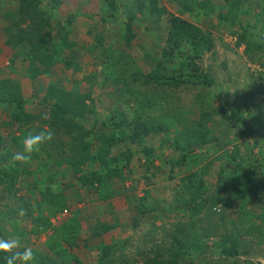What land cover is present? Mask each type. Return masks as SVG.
I'll return each mask as SVG.
<instances>
[{
    "label": "trees",
    "instance_id": "obj_1",
    "mask_svg": "<svg viewBox=\"0 0 264 264\" xmlns=\"http://www.w3.org/2000/svg\"><path fill=\"white\" fill-rule=\"evenodd\" d=\"M61 1L62 0H47L49 6L53 9L56 8ZM130 1L131 9L125 19L123 15L120 16V14H122L120 13V8H122L120 5L121 0H102L98 11V19H95V14H86L87 16H90L95 25H98V22L100 21L102 23H117L119 29L120 27L122 28L120 33L125 44H128L134 37L132 31L133 24H138L139 21L146 20L148 15L151 14H154L158 19L161 15L166 14V34L159 56L154 59V65L149 73L144 74L139 70H136L132 73V79L130 82L127 80L125 81L122 78L125 75L121 76L119 74V72L121 74L125 72L126 68H124V65H127V62L122 65L123 67H120L119 71L118 69L113 70V79L109 74L110 71L107 70L109 65L105 66L104 64L105 67L100 68V71H96L97 69H91L90 72H86L87 74L85 73L83 77L84 81L91 89L99 81L98 74L102 75L101 81L104 83L108 80L117 81L121 78L122 83L119 85V88L121 89H123L124 83L125 86L129 87L130 83L136 84L139 82L144 85L155 84L158 87H170L173 89H178L185 85H200L206 87L212 85L214 77L201 67L198 59L203 52L210 51L215 46L213 34L209 30L204 31L199 25L195 24L194 21L182 16L186 11L192 13L193 11H191V9L195 6L197 11L195 9L194 15H196L197 18H208L216 12L218 23L227 26V33L235 38V47L238 48L243 45L244 54L248 58L251 59L257 56V52L262 53L264 56V0H223L224 5L222 4L220 7L217 6L218 9L215 7V4H213V0H174L180 5V7L177 8V13L167 11L166 8L162 6L160 7L158 5V0ZM168 1L171 2L172 0ZM18 2V9L15 13H13V11L8 13V18L11 19V24L13 25L6 28V42L13 48L16 44L23 42L27 45L26 59L28 60V65L25 69V75L27 78L35 80L39 76L49 74L55 63H61L67 68L78 71L83 66L76 60L79 48L88 51H94L96 49L99 56L98 58H100L103 63H113L110 59L116 56V54H121L123 57L122 51L115 50L112 45L106 46L99 33L95 35L90 44L85 42L78 43L70 40L68 38L70 32L68 25L72 24L73 15L66 18L64 22L65 25H67L66 27H62L64 23L61 24L60 29L62 30H60L58 34L59 39L57 40L51 35L49 30L52 28L50 20L52 16H54V12L44 6L43 0H18ZM246 3H248V5H245ZM126 5L128 4L126 3ZM223 9L226 10V13ZM250 19H253V21L251 22ZM22 23H25L24 27L21 26ZM213 27L216 28V26ZM66 51L71 54L69 57H64L63 53H66ZM176 57L181 58L179 67L170 68L168 62L174 60ZM10 61L11 67H13L16 60L11 59ZM260 64L264 67V61ZM256 74H258L260 78H264V72L262 70H256ZM215 94L218 95L221 94V92H211L212 99L217 97ZM136 98L140 99H136L137 103H135V107L133 106L134 110L132 117H129L122 111L114 109L112 115H107L101 119V117L99 118L97 116L95 97H93L90 90L85 92H79L74 89L65 90L60 87L58 83L50 82L47 85L45 94L40 98L41 100H33V98L24 95L20 80H14L10 77L0 78V108L7 111V119L4 120L3 124L11 126L15 123H19V126L17 127L19 132L17 134L14 133L11 136L12 146L3 152V154H0V180H3L6 183V190L9 192V195L14 194V192L19 189L16 183L20 181V172L33 174L34 172H39L41 167H45L49 170L44 177L45 179L47 178L48 181L43 179L42 183H39L34 180L32 183H29L27 187H31L34 193L36 190H39L41 201H37V208H42L46 203L49 215H54L63 208V202L60 200L61 192H53L50 188L52 187V184L55 183V177L61 174L59 171H55L53 168L51 169L49 167L51 165L50 162L39 161L37 163V168L31 170L26 164L22 165L20 162L14 161L12 159L13 157H11L15 154L13 153V149H17L19 152L22 151V141L28 131H40L46 129L43 126V124L46 123H48L50 129H52L54 133L61 131L63 132L61 134L69 135V142L67 144L60 139L55 141V137L48 142L51 143V146L56 145V148L61 150L62 153H66L63 155V158L55 160L56 163L61 164L64 162L69 164L73 167L75 175V181L68 182L67 184H64V182H57V187H71L75 185L102 187L103 185L108 186L106 182L107 180L114 181L115 178L124 179L123 172H125V169L129 173L133 170L130 168V163L134 153V150L126 145V142L128 141L129 144L131 141L138 140L141 145V153L145 156L147 155L146 157L149 158V154L151 155L154 146L152 145V148H146L144 147L143 141L151 132L152 134H161V141L158 142V146L160 147L166 143L170 134L174 135V133H177L178 135L174 136V139L172 140V146H175V150L177 151H190V149L184 150L179 147L178 142L181 138L187 137V133L184 132L186 135L183 133L181 134L178 133L177 130H173L174 133L171 132L173 129L172 125H174L173 121L169 122L165 120L167 123L160 125L163 117L161 116V119L158 118L157 121L151 113L152 107H149L146 102L141 101L140 94H137ZM211 100L205 99L204 96L205 102H201V105H206L207 103H210ZM41 102L48 105L50 104L48 112L36 113L27 108L29 103L34 106ZM262 103L260 106L261 115L263 116L264 103ZM214 109L215 110L211 111L212 109L206 106V109L201 116L203 117L201 120L204 121V124H206L205 121L208 122L214 114H219L221 117H225L226 121H228L232 127L236 128L239 134L244 137L249 138L253 131H258V128H263L264 119L262 116L260 119L257 117L253 119V121L258 119L259 124H257V126V122L254 124L253 121L252 123H249V125L244 123L246 128L242 126L241 123L244 122L243 118L245 117L242 111H239V105L235 115L231 110L230 113H227L224 107L223 110H219L218 107L217 109ZM44 113L49 114L50 118L48 120L43 119ZM146 114H148L147 117H144ZM88 115L94 116L93 121L91 122V127L86 125ZM191 122L194 124L193 121ZM97 123H100L102 130L93 129ZM204 124L202 126H204ZM155 126H158L160 129ZM170 126L172 127L170 128ZM145 127L147 129H145ZM204 132L205 129L203 131L198 130L197 133L199 134V138H195V136L192 140L186 139L188 146L194 144L205 146L210 139L208 137L203 138ZM249 139L251 140V138ZM255 140L257 142L259 141L257 138H255ZM1 142L2 137L0 135V146L2 144ZM95 142H97V144ZM118 145H121V150L115 152V146ZM247 146H250L248 149L249 156L243 161L239 160L237 162L239 155H237L235 159V152L228 155L236 163L235 166L238 169L239 167L249 165L254 168L256 166L255 163L257 162L260 166L261 161L255 159V156L250 153L251 148L256 146L255 143H249ZM46 150V146L43 145L41 151L44 152ZM236 151L239 153V148H236ZM34 154L35 155L32 156L36 157L37 153ZM4 159L7 161L6 163H4ZM201 170L203 174L207 171V169ZM203 177L205 176L198 179V177L190 175L188 179L194 186L180 188V195L181 193L186 195L184 196V204L176 207L175 205L178 203L179 198L175 196L173 200L174 204H170L168 208L165 207V210L162 211L163 213L169 211H175V213L182 212L187 214L190 222L186 223L184 220L185 222H181L172 229H168L162 225L157 227L152 223L151 226L150 224L151 228L148 230V234L150 235L149 238H152L153 234L156 232L158 237L161 235L162 237L160 238H163L166 243L170 242L171 245V247H167L168 258L165 261L161 260V258L158 259L159 263L176 264L175 262L179 257L187 256L185 255L187 252H183L181 248L183 245H178V238H190L195 229L197 230V228H201L203 236L206 239L201 238L198 241L199 243L196 244V254H194V256H188L191 264H193L194 258L199 260L198 264H217V261H215L214 258L211 259L213 261H209V254L216 255L219 259L221 257L224 259L230 258V264H248V260L239 261V256L244 255L246 254L245 252H247L242 246L248 245L249 241H244L239 238V231H236L233 228L234 226H238L237 222L232 220L231 224L228 225L230 226V229L225 228V226L223 228L219 225L218 221L215 222L214 220V224H212V228H209V230L206 229V227L201 226V219L207 218L210 215V213H208L209 210H212L214 214L220 212L221 207L218 205L223 201L222 195H219L217 192L209 195L206 193V187H203V181L201 182ZM39 187H46V189H41ZM256 187L258 186L255 185V187H251L254 191L252 196L264 193V190L256 189ZM240 194L241 190L238 188V191H235L233 196L227 198L228 204H230L234 198L240 199ZM246 200H248V198ZM21 201L24 207L27 208L28 202L25 201V199ZM143 201L145 202V204H143L145 207H142V211L146 213L145 215L149 216L154 221L159 218L161 219L160 215L163 213H158V210L155 207L156 204L152 200L149 191H146ZM240 202L239 212L242 214V217H245L246 215L250 218L249 214L254 215L252 210L245 208L247 202L245 203L243 198ZM26 208L24 211L30 212V214L32 210H34L32 207ZM15 209L16 208L12 206L9 207L7 211L9 214H12ZM8 212L4 211L3 213L6 215ZM152 212H154V215L150 216V213ZM205 213L206 216L202 217ZM252 218H264V211H261L259 216H254ZM32 221L33 232L37 234L46 232L47 230H53L52 237H50L52 238L50 248L55 250L54 253L52 252L53 256L42 254L39 257H35V264H68L65 263V261L70 259H73L75 264H81L77 257L68 253L66 250L77 245L76 239L71 240V235H69V232L63 227L68 223H73V220L56 228L47 217L46 219L41 216L34 217L32 218ZM239 222L241 223V221ZM171 224L172 223H170V225ZM251 224L254 225V228L256 227L254 223ZM77 225L78 224L75 226ZM218 225L219 227L216 228ZM74 233L76 238L78 233ZM259 233L262 232L260 231ZM212 235L219 236L216 240H211L210 236ZM204 239L205 241L203 242ZM154 240L155 239H151L149 241L153 242ZM61 241H66V246H63L64 244H62ZM208 241H211L212 243L209 245ZM262 241L264 242V237H262ZM23 248L20 250L22 251ZM119 250V252H115L114 250L112 251L111 248L103 247L102 250H100L102 254L100 264H132V261L130 262L124 254V247L122 250L119 248ZM211 250L212 252H210ZM58 258H60L59 262L57 261ZM154 262H156V258H154ZM0 264H6V256L3 253H0Z\"/></svg>",
    "mask_w": 264,
    "mask_h": 264
},
{
    "label": "rangeland",
    "instance_id": "obj_2",
    "mask_svg": "<svg viewBox=\"0 0 264 264\" xmlns=\"http://www.w3.org/2000/svg\"><path fill=\"white\" fill-rule=\"evenodd\" d=\"M50 2V1H49ZM49 2L47 0H43L44 6L46 8H49L54 12V16H52L50 23L52 25V28L49 29L51 32V35L54 36L57 40L59 39V32L61 24H63L66 20V18L70 15H73V22L71 25H68L70 28V32L68 35V38L72 41L76 42H85V43H92L94 37L96 34H100L103 38L104 44L106 46L112 45L115 50H120L122 51L121 54H116V56L112 57L110 59L111 64L108 62L103 63L101 62V59L98 58L97 50L95 49L94 51H88V50H82L78 49L79 53L76 56L77 62L82 64L83 66L81 69L78 71H75L73 69L65 67L63 64L58 63V72H61L62 77L67 78L68 76H72V79H74L77 76L76 72H90L91 69H94L96 71H100V68L105 67L106 65H109L107 67V70H109V74L112 76V79L114 77L113 70L118 69L120 70V67H123L125 69V72L119 74L123 76L122 78L128 82L131 81V76L132 73L136 70H139L140 72L146 74L149 73L152 69V66L154 65V59L159 56V52L164 44L165 40V34H166V14L161 15V17L158 19L154 14L148 15L146 20L139 21L138 24H133L132 25V31L134 34V37L132 40L128 43L125 44V41L121 38V27L119 29V25L117 23H102L101 21L98 22V25L93 24V21H91L90 16H87V14H95V19H98L99 14V8L101 6L102 0H62L60 4L57 5L56 8H51L49 6ZM18 0H0V78L3 77H10L13 78L14 80H20L23 83V92L26 97H29L32 95L31 91H34V89L37 90V81L39 80H32L27 78L25 75V69L27 68L28 65V60L26 59L27 55V45L23 42L20 44H16L15 47H11L10 44L6 42L7 39V32L6 28L11 24V19L8 18V13H15V11L18 9ZM126 3L128 5H126ZM213 4H215V7L217 8L220 7L222 3V0H213ZM120 5L122 8H120V16L123 15L124 19L126 18L129 10L131 9V1L130 0H121ZM158 5L161 7L166 8L167 11L170 12H175L177 13V8L180 7V5L172 0L171 2L168 0H158ZM245 5H248L246 3ZM196 9V6L191 9L193 11L190 13V11H186L182 16L186 19L191 18L193 21L197 22L198 25H202L201 27L204 31L207 30V28H211L213 31L216 29L213 26L220 25L218 23L217 15L216 12L212 15H210L208 18L205 17H199L197 18L196 15H194V11ZM218 9V8H217ZM91 11V12H88ZM197 11V9H196ZM223 11L226 13V11L223 9ZM87 13V14H86ZM250 21L252 22L253 19ZM84 25H90L87 28V31L82 33L80 32L79 28ZM223 25V24H221ZM22 27L25 26V23L21 24ZM67 25H64L62 27H66ZM212 26V27H211ZM213 38L216 39L217 33L212 32ZM223 36L217 38L215 40V46L213 49L210 51L203 52L201 57L198 59L199 64L201 67L209 72L213 77V83L210 86H187L185 85L184 87L178 88V89H173L170 87H158L155 84H150V85H144L141 82L139 83H130V86L127 87L125 86V83L123 84V89L119 88V85L122 83L121 78L119 80L115 81H107L104 83L101 81L102 75H99V81L95 86L91 89L88 87V84L83 79L84 84H82L79 88V92H85L90 90L92 93L93 97H95V106L97 110V116L101 119L107 115H112L114 113V109L122 111L126 113L129 117L133 116V110L135 107V103H137L136 98L137 94L141 95V101L146 102L148 106L152 107L151 113L154 115L153 117L158 121V118L161 119V116L163 117L162 123L160 125H164L167 123V121L174 122L173 130H177L178 133H187V137L181 138L178 140L179 142V147L182 149H190V151H177L175 150V146H172V140L174 139V136H177V133L170 134V137L168 140H166V143L160 147L158 146V138L160 137L159 134H152V132L149 134V136L145 137L143 143L144 147L146 148H152V145L154 146V149L152 148V156L153 162L160 161L162 162V165L164 168H162L163 173L164 171L167 170V167L172 165L171 163H174L175 165H178L179 163H184V162H190L188 157L189 156H194L195 153H199V151H203L202 146L199 145H189L186 142V139L192 140L195 136V138H199V134L197 133L199 131H203L205 129V124L204 121L201 120L203 117H201L206 109V106L212 109L211 111L215 110L214 108L220 110H223V107L226 109L227 113H230V110L232 113L235 115L236 110L239 105V111H242L245 119L243 120L244 122L241 123L242 126L246 124L249 125V123H252L253 119L255 117L261 118V103H264V78H260L258 74H256V68L261 66V62L264 61V59H260V57L257 59V56L253 58H248L244 54L243 51V46H240L239 48L235 47V38L231 37L230 35H227V37ZM117 53V52H115ZM64 57H69L71 54L66 51V53H63ZM11 59H15L16 61L13 64V67H11ZM181 58L176 57L174 60H171L168 62V66L170 68H178L179 67V62ZM247 60V63H246ZM250 60V62L248 61ZM252 60V61H251ZM256 62V63H254ZM105 64V66H104ZM86 66V67H85ZM88 67V69H87ZM55 69H52V72L55 71ZM251 70V71H250ZM251 75L254 74V81ZM100 73V72H99ZM107 73V72H106ZM76 74V75H75ZM87 74V73H86ZM47 75H42L43 78H41L43 81L40 82L41 92H43V86H46V79L44 76H49ZM257 75V76H256ZM24 78H27L28 80H23ZM66 80V79H65ZM25 82V83H24ZM221 85L223 87L224 91H221ZM220 88V90H218ZM244 88V91H243ZM232 89L233 93L230 94L228 90ZM217 91V92H216ZM218 91L221 92V94H215L217 97L215 99H212L211 97V92L219 93ZM136 96H134V95ZM155 95V96H154ZM204 96L205 99L211 100L210 103H207L206 105H201V102L204 101ZM244 99V100H243ZM263 99V100H262ZM133 103V104H132ZM262 103V104H263ZM46 105V103H38L37 105H32L28 104L27 108L29 110H32L34 107L36 108H43L42 106ZM50 105V104H49ZM48 104L46 106H49ZM33 106V107H32ZM38 106V107H37ZM134 106V107H133ZM155 109V110H154ZM202 109V110H201ZM170 112V113H169ZM238 112V111H237ZM149 113V111H148ZM221 114V113H220ZM148 114L144 115V117H147ZM173 115V116H172ZM92 115H88L87 117V126L91 127V122L93 121ZM213 117V116H212ZM241 117V116H239ZM263 119H264V113H263ZM7 119V111L4 109L0 108V135L2 137V144L0 146V154H3L11 145V136L14 133H18V126L19 123H15L11 126L3 124L4 120ZM223 119L226 121L225 117ZM167 120V121H165ZM201 120V121H200ZM194 124H192V122ZM257 122V123H256ZM264 122V121H263ZM206 123V121H205ZM253 123L259 124L258 119L254 120ZM204 124V126H202ZM206 131L209 127V123L206 124ZM170 126V128L172 127ZM177 126V127H176ZM159 128L158 126H155ZM246 128V126H244ZM243 127V128H244ZM166 128V127H164ZM187 128V130H186ZM93 129H101L102 126L100 123H97ZM145 129H147L145 127ZM160 129V128H159ZM169 129V128H167ZM210 131H214V127H209ZM107 130V129H105ZM236 130V129H235ZM203 133V138L208 137L209 133L208 132ZM185 132V133H184ZM259 132H263V137H264V125L263 128H258V131L255 130L251 134V140L246 138L250 143H255V147L251 148V152L254 156L255 159H257L260 162V166L258 165V162L255 163V167L257 170H259V179L261 181V184L256 187V189H261L264 190V139L261 141H256L255 138L259 139L257 137V134ZM63 132H57L54 133L55 141L58 139L62 140L64 143L69 142V136L66 134H61ZM169 133V132H168ZM186 135V134H185ZM253 138V139H252ZM151 139V140H150ZM97 144V142H95ZM48 144V145H47ZM213 151L217 150V147L214 145V141L210 142ZM47 148L46 151L42 152L40 150L39 153H37L36 157L32 156L31 160L26 164L27 167H29L31 170L34 168H37V163L43 162V161H48L51 163L49 166L51 169L53 168L55 171H59V173L62 175L56 176L54 179V182L52 184V187H57V182H65V179H72L75 178V175L72 171L69 172L71 169L66 168L69 164H66L62 162L61 164H57L55 160L59 159H52L49 158L51 154H55V152L62 153L61 150H58L56 148V145H52L51 143H46L44 144ZM126 145H128L131 149L134 150V148L141 147L139 144L138 140H134L129 142H126ZM121 150V145L115 146V152H118ZM19 152L17 149H13V153ZM157 154L156 155H154ZM35 155V154H33ZM174 156V158H173ZM13 157V155L11 156ZM195 157V156H194ZM174 160H173V159ZM4 163L5 159L3 160ZM3 163V164H4ZM132 163V161H131ZM143 165H145L142 162ZM24 165V164H22ZM141 165V164H140ZM160 166V164H158ZM24 167V166H23ZM139 167V166H138ZM150 167V166H148ZM64 168V171L66 175L62 174L60 171ZM160 168V167H159ZM180 170H182V167H178ZM176 166H173V173H176ZM35 170V169H34ZM48 168L41 167L39 172H34L33 174L29 173H24L20 172V181L16 183L17 187L19 189L14 192V194H10L6 190L7 185L3 180H0V214H2L4 211L8 212V208L15 206L17 207L15 211L12 214H9V212L6 214L8 218H11V221H9V224L5 226L6 229L8 227L11 228V231H14V234L18 232V239L23 243L24 247H30L33 248L32 244L28 243L27 241V234L24 233L25 231H28V219L26 217H17L15 216L17 211L20 209L25 210L26 207L22 204L21 199H24V196L28 195L29 192L27 191L26 188L29 183H32L34 180L42 183L43 179L45 181H48L47 178L45 179V175L48 173ZM136 170L132 171L129 173L128 171L123 172V175L130 176L133 172ZM63 172V171H62ZM70 173L71 175H67ZM181 174V173H179ZM124 175V177H125ZM126 176V177H127ZM174 176H177V173L174 174ZM144 181H147L149 184V181H151V177L147 175L146 177H142ZM117 180H120L117 182ZM107 180V185H103L102 187H111V183L109 184ZM167 181V177H166ZM73 182V180L71 181ZM115 183H119L122 187L124 184L123 179L115 178L114 181ZM176 183L175 181H173ZM189 184H192L191 182H186L185 186H188ZM134 185H136V182H134ZM180 188L181 187H158L157 191L154 189V187L150 188L149 193L152 199L154 200H159V198H163V208H159V201H158V213H163L162 211L165 210V207L168 208L170 204L172 205L173 198L176 196L179 198L178 203L175 205L177 206H182L184 204V196L180 195ZM241 190L240 196L243 198H248V200L254 201L250 205L249 210H252L253 214H249L250 218H248L246 215L245 217H242V214L239 212V225L237 227H233L234 230L239 231L240 236L239 238L244 241H249V244L246 245L248 246L245 248L247 252L244 255L239 256V261H246L248 260V264H260V259H264V242L262 241V237H264V218L261 219H253L252 217L254 216H259L261 211H264V193L257 195L258 197L254 200L252 198L253 195V189L251 187H239ZM219 190H223V187L219 188ZM106 192V191H105ZM182 194V193H181ZM7 195V196H6ZM6 196V197H5ZM182 196V197H181ZM167 204V205H166ZM174 204V203H173ZM222 209V208H221ZM221 213V210L220 212ZM154 215V212L150 213V216ZM161 216V219L159 218L157 221V227L165 226L168 229L174 228L176 225L180 224L184 220L187 222H190L188 219L187 214H184L182 212L175 213V211H169V212H164ZM213 215H209L207 218L201 219V226H204L207 228V223L210 222V220L214 219L212 217ZM231 217H236L231 215ZM27 219V220H26ZM245 219V220H242ZM7 220V219H6ZM142 222L138 224V228L141 226L139 232H142L143 234V245L137 244L139 241H142V239L138 238V234L134 235L131 237L132 242L127 243L125 242V249L126 254L129 255L127 256L128 260L132 264H161L159 263L158 259L161 258V260H166L168 258V250L167 247H171L170 242L166 243L165 240L161 235H159L155 232L153 234L152 238H149L148 230L150 228H147L150 226L151 223L156 222L152 220L149 216H145L144 218H141ZM3 221V219H2ZM184 221V222H185ZM170 223H172L170 225ZM212 224L214 222L211 221ZM251 223L255 224L252 225ZM199 224V221H198ZM69 225V226H68ZM76 224L73 223H68L64 227L66 231L69 232V235H71V240H75V230L77 229ZM253 226V228H252ZM252 228V229H250ZM70 229V231H69ZM122 235H124L129 229L124 228ZM239 229V230H238ZM25 230V231H23ZM209 230V229H208ZM0 237H3V231L4 228L3 226L0 227ZM52 230H48V233L43 234L39 237L35 238V248H38V250H42L41 252L43 254L49 255L50 253H54L55 250L50 248V243L52 237ZM251 231V232H249ZM262 233H259V232ZM29 232V231H28ZM27 232V233H28ZM51 232V236L47 237V235ZM30 234V232H29ZM14 235V237H15ZM181 235V234H179ZM31 235L30 236V241L33 242V238ZM126 236V235H125ZM215 235L210 236V238L214 239ZM145 237V238H144ZM59 238V237H58ZM201 238H205L203 236V233L201 231V228L195 229V231L191 234L190 238L186 237H179L178 238V245H183L181 248L183 252H187V256H181L177 259L175 262L176 264H191L188 256H194L196 254V249H197V243ZM151 239H155L153 242L149 241ZM206 239V238H205ZM203 240V242L205 241ZM138 241V242H137ZM63 246H66V241H61ZM60 242V243H61ZM57 247V246H54ZM81 249V247L79 248ZM67 250V249H66ZM123 250V251H124ZM135 250V254H134ZM68 251V250H67ZM120 251V250H119ZM212 252V250L210 251ZM192 253V254H190ZM125 254V253H124ZM125 254V256H126ZM132 254V256H131ZM134 254V255H133ZM51 256V254H50ZM209 261L212 258L217 261V264H230L231 260L224 259V258H217L216 255H211L209 254ZM154 258H156V262H154ZM259 258V259H258ZM60 260V258H58ZM57 259V261H59ZM201 259V258H200ZM147 260V262H146ZM208 260V259H207ZM193 261V260H192ZM197 258H194L193 264H198ZM201 261V260H200ZM238 261V262H239ZM83 264V263H82ZM131 264V263H130Z\"/></svg>",
    "mask_w": 264,
    "mask_h": 264
},
{
    "label": "crops",
    "instance_id": "obj_3",
    "mask_svg": "<svg viewBox=\"0 0 264 264\" xmlns=\"http://www.w3.org/2000/svg\"><path fill=\"white\" fill-rule=\"evenodd\" d=\"M222 3L224 5V1L222 0ZM222 5V4H221ZM225 10V9H224ZM226 11V10H225ZM91 12V11H88ZM189 20L193 21L191 18ZM92 21V19H91ZM195 24L197 22L194 21ZM93 24L94 21H93ZM198 25V24H197ZM90 25H84L79 28L80 32L84 33L87 31V28ZM200 27H203L202 25H199ZM212 27V26H211ZM207 30L211 32H216L217 38L222 37L224 34L225 37L227 35H230L227 33V26L226 25H217L216 29L213 31L211 28H207ZM231 36V35H230ZM232 37V36H231ZM243 46V45H241ZM239 48V47H238ZM244 48V46H243ZM247 57V56H246ZM260 57V59H264V56L262 53L257 52V59ZM248 59V57H247ZM259 60V59H258ZM250 62V60H248ZM252 61V60H251ZM247 63V60H246ZM256 63V62H254ZM248 64V63H247ZM58 63H55L52 66V69H55V71L52 72V69L50 71L49 76H44L46 79V86H43V92H41L42 86H40L39 81H43L41 78L42 76L37 77L35 80L37 81V90L34 89L32 92V95L29 96V98L34 99H40L43 97V94H45L47 85L50 82H55L60 85L65 90H78V88L84 84L83 77L85 73L82 72H76L77 76L72 79V76H68L67 78L62 77L61 72H58ZM251 71V70H250ZM248 74H252L250 72ZM76 75V74H75ZM254 81V74L251 75ZM66 79V80H65ZM23 80H28L27 78H24ZM44 82V81H43ZM25 83V82H24ZM22 87L23 83L21 82ZM222 90L223 89L221 85ZM24 90V88H23ZM220 90V88L218 89ZM244 91V88H243ZM217 92V91H216ZM228 92L233 93V90L230 89ZM215 93V92H214ZM220 93V92H219ZM41 100V99H40ZM244 100V99H243ZM47 105V104H46ZM43 105V108H36L34 107L32 112H48L49 106ZM33 107V106H32ZM38 107V106H37ZM264 113V110H263ZM245 119V118H243ZM209 123V127H214V131L211 132L209 127L206 131V124ZM205 124V131L209 133L208 138L210 139L205 146H202L203 151H199V153H195V157L189 156L188 158L192 161L190 162H184L179 163L178 165H175L174 163H171L172 165L167 167L168 172L165 170L163 173L162 168V162L155 161L152 163L153 158H151V155L149 154V158H147L143 153H141L140 148H134V153L132 157V163H130V168L136 170L133 172L130 176L125 175L124 177V184L122 187L118 185L119 183H115L112 180H109V184L111 183V187H85L80 185L75 186H69V187H50L53 192H61V199L63 202V208L55 213L54 215H49V212L47 210V204L42 206V208H37L36 203L37 201H41V197L39 195V190H36L35 193L32 191L31 187H24L27 189L29 194L24 196L25 201L28 202L27 208H34L32 210L31 214L30 212H25V215L23 217H26L28 221V232L27 234V241L28 243L32 244L33 248V254L35 257H39L43 253L42 250H38V248H35L34 242L35 238L39 237L37 233L33 232V221L32 218L36 217H43L48 220L54 225V227H60L64 223L69 222L70 220H73L75 224L77 225V229L75 230L77 234L76 236V242L77 245H75L73 248L67 249L68 253L74 255L79 259V263L83 264H100L101 260V251L103 247L111 248L112 251L119 252V248L121 250L125 249V242L131 243V237L134 235H139L138 238L142 239V241H137V244L143 243V234L140 231L141 226L138 228L137 225L142 222L141 218L145 217L146 213L142 211V207L144 206L145 202L143 201L146 191H149L150 188L154 187V189L157 191L158 187H188V186H194L193 184H189L188 186H185L186 182L189 181V176L193 175L195 177H198V179L202 178L201 182L203 181V187H206V193L214 194L219 193V195H222L223 201L218 205L221 207V213H213L212 210H209L208 213L210 215H213L212 217L214 219L210 220V222L207 223V228H212V222H219V225H221L223 228L230 229L229 224H231V221L234 220V222H237L239 225V205L240 201L243 198H234L230 204H228L227 198L233 196V193L235 191H238L239 187H255V185H260L261 181L259 179V170L256 169V167L252 168V166H242L236 168V163L232 160L231 157L228 155L232 152H235L236 156L239 155L237 158V162L243 161L248 157L249 152L248 149L250 146L248 145L247 137H244L239 134L238 130L228 122L221 117L219 114H214L211 119L208 120ZM44 128L49 129L48 123L43 124ZM236 129V130H235ZM160 137L158 138V142L161 141V134H159ZM69 136V135H68ZM257 137H260L263 140V132H259L257 134ZM249 138H251L249 136ZM248 138V139H249ZM253 139V138H252ZM214 141V145L217 147L216 151H213L212 146L210 142ZM236 148H239V153L236 151ZM154 149V148H153ZM66 153H58L55 152V154H51L49 158L52 159H61L63 158V155ZM154 155L157 156V154L154 153ZM254 156V155H253ZM68 157V156H65ZM174 158V156H173ZM172 158V159H173ZM174 160V159H173ZM150 161V162H149ZM142 162L145 164L143 165ZM141 164V165H140ZM160 164V166H158ZM139 166V167H138ZM150 166V167H148ZM173 166H176V173L177 176H174L173 173ZM182 167V170H180L178 167ZM160 167V168H159ZM245 167V168H244ZM67 169L70 168L71 170L69 172L73 171V167L68 165L66 167ZM201 169H207L206 173H202ZM256 170V171H255ZM63 171V172H62ZM60 171L62 174L66 175L64 168ZM127 172V170L125 169ZM198 172V173H196ZM74 173V171H73ZM181 173V174H179ZM68 173L67 175H71ZM149 175L152 179L149 181V184L147 181H144L142 177H146ZM72 176V175H71ZM127 176V177H126ZM167 177V181H166ZM261 178V176H260ZM75 181V178L72 179ZM71 180V181H72ZM192 180V178H191ZM70 179H65L64 184H67L68 182H71ZM120 180H117V182ZM175 181L176 183H174ZM134 182H136V185H134ZM223 187V190H219V188ZM19 188V187H18ZM41 189L46 187H39ZM236 189V190H235ZM106 191V192H105ZM181 195L186 196L184 193ZM7 196V195H6ZM5 196V197H6ZM258 196H252V198L255 200ZM22 200V199H21ZM155 204L158 206L159 201V208H163V198H159V200L152 199ZM174 200V198H173ZM243 200L246 203V209L250 208V205L254 203L252 200H246V198H243ZM155 205L156 209L158 207ZM15 207V206H14ZM145 207V206H144ZM17 208V207H15ZM26 208V209H27ZM38 210H37V209ZM66 209L67 213L64 215H60V213ZM18 212L15 216H18ZM236 217H231V215ZM59 216V218H57ZM206 213L202 216L205 217ZM3 219V221H2ZM7 219V220H6ZM140 220V223H139ZM214 220V221H213ZM9 221H11V218H8L7 215L4 213L0 214V227L3 226V236L4 238H18L19 236L14 234V231H11V228L8 227V229L5 228L7 224H9ZM155 226L157 225V220L155 221ZM151 224V226H152ZM216 226L217 227H219ZM130 229L124 234L123 230L124 228ZM147 228H151L150 226ZM239 230V229H238ZM53 232V230L51 231ZM51 232L47 235L49 237L51 235ZM1 233V231H0ZM48 233V230L46 232L40 233V236L43 234ZM15 235V237H14ZM33 238V242L30 241V236ZM126 235V236H125ZM18 236V237H17ZM219 235L214 236V239L211 238V240H216ZM145 238V237H144ZM20 239V237H19ZM21 243V242H20ZM212 242L208 241V244L210 245ZM22 248L23 243H21ZM143 245V244H142ZM81 247V249H79ZM243 248H247L248 246H242ZM21 248V249H22ZM126 250V249H125ZM127 251V250H126ZM126 251L124 252L126 254ZM128 252V251H127ZM51 256H53L52 253H50ZM49 254V256H50ZM135 254V250H134ZM133 254V255H134ZM129 256L126 254V257ZM132 256V254H131ZM60 261V260H59ZM58 261V262H59ZM64 261V260H63ZM62 263V261H61ZM65 263L68 264H75V261L73 259L66 260ZM33 264H35V260L33 261Z\"/></svg>",
    "mask_w": 264,
    "mask_h": 264
},
{
    "label": "clouds",
    "instance_id": "obj_4",
    "mask_svg": "<svg viewBox=\"0 0 264 264\" xmlns=\"http://www.w3.org/2000/svg\"><path fill=\"white\" fill-rule=\"evenodd\" d=\"M49 114L44 113L43 119L48 120ZM54 138L52 129H42L40 131H28L22 141V151L17 152L13 156L14 161L21 164H27L34 153H39L41 147L50 142ZM25 212L20 209L18 216L23 217ZM22 245L18 238H3L0 237V253L5 254L6 264H33L35 256L30 247H24L21 251ZM259 259V258H258ZM260 264H264V259H260Z\"/></svg>",
    "mask_w": 264,
    "mask_h": 264
},
{
    "label": "built area",
    "instance_id": "obj_5",
    "mask_svg": "<svg viewBox=\"0 0 264 264\" xmlns=\"http://www.w3.org/2000/svg\"><path fill=\"white\" fill-rule=\"evenodd\" d=\"M255 70H262L263 72H264V69L263 68H256ZM218 210V209H217ZM67 213V210L66 209H64L61 213H60V215H64V214H66ZM57 218H59V216H57Z\"/></svg>",
    "mask_w": 264,
    "mask_h": 264
}]
</instances>
